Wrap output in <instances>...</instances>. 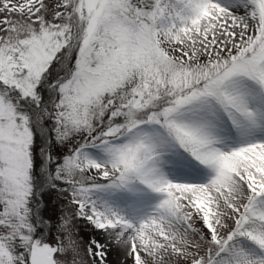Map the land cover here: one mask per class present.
I'll return each mask as SVG.
<instances>
[{"label": "snow or ice", "instance_id": "obj_1", "mask_svg": "<svg viewBox=\"0 0 264 264\" xmlns=\"http://www.w3.org/2000/svg\"><path fill=\"white\" fill-rule=\"evenodd\" d=\"M0 264H264V0H0Z\"/></svg>", "mask_w": 264, "mask_h": 264}]
</instances>
